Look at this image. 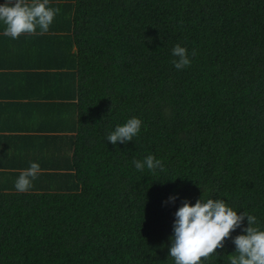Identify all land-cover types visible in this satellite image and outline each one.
Returning <instances> with one entry per match:
<instances>
[{"label":"trees","instance_id":"trees-1","mask_svg":"<svg viewBox=\"0 0 264 264\" xmlns=\"http://www.w3.org/2000/svg\"><path fill=\"white\" fill-rule=\"evenodd\" d=\"M49 7L57 22L16 50L3 53L0 30V73L26 79L6 123L29 142L24 169H41L22 193L21 171L0 159V264H175V212L201 198L256 216L264 230V0ZM176 44L190 67L173 66ZM133 117L142 125L132 141L107 140ZM148 155L163 171L136 170ZM246 227L245 217L201 264H230Z\"/></svg>","mask_w":264,"mask_h":264},{"label":"clouds","instance_id":"clouds-1","mask_svg":"<svg viewBox=\"0 0 264 264\" xmlns=\"http://www.w3.org/2000/svg\"><path fill=\"white\" fill-rule=\"evenodd\" d=\"M49 0H5L0 5V22L5 25L3 35L13 39L19 38L22 34L43 35L49 30L59 8L48 6ZM37 27L40 32L37 33ZM195 49L191 56H196ZM171 61L177 70L190 67L192 60L188 49L176 44L172 48ZM142 121L133 117L123 125H117L107 136V140L113 145L117 142L127 143L132 141L140 132ZM133 164L137 171L147 168L155 172L157 169L163 171V163L153 155H148L143 161L134 160ZM40 165L32 162L30 167L21 170L15 188L18 192H27L32 187V181L40 173ZM176 197H170L169 201L174 202ZM173 224L174 235L170 237V257L175 264H201L202 260L208 259L216 250L224 247L226 239L231 237L233 231L240 228L245 217L248 227L241 234L233 239L236 246L234 254L229 255L230 264H264V230L257 225V218L248 213L237 214L232 207L222 199H198L192 205L184 201L182 206L175 212Z\"/></svg>","mask_w":264,"mask_h":264},{"label":"crops","instance_id":"crops-1","mask_svg":"<svg viewBox=\"0 0 264 264\" xmlns=\"http://www.w3.org/2000/svg\"><path fill=\"white\" fill-rule=\"evenodd\" d=\"M65 1L66 0H49L48 6L56 5V7H57L61 3H64ZM27 2L29 4H31L32 0H27ZM41 2H42V0H41ZM4 3H5V0H0V5H3ZM51 8H55V7H51ZM57 20H58V16L56 15L54 20H53V23L51 25L56 23ZM2 27L5 28V25L3 24V22H0V30L2 29ZM57 33L60 34L59 31ZM24 36H29V34H27V33L22 34L17 39H13V38L9 37L6 45L8 47L10 46V49L3 51V53L6 51L14 49L18 42L19 43L23 42L25 40ZM0 46L2 48H4L2 41H0ZM14 50H16V49H14ZM3 61H4V57H3ZM23 62H24V58H22L20 60L21 64ZM5 70H7V69H4V70L1 69V71H5ZM18 73L21 74L22 72H16L15 73L14 71H6L3 73H0V78H1L0 79V152H1L0 153V159H2L4 161V165L2 166V169L8 170L11 173L20 172L21 170L24 169V162L20 163L19 159L22 156L25 157V154H27L26 144H29V142H25V141H21L20 143H18L17 139L14 138L13 135H23L22 132H18L17 130L12 129L11 123H6V121H8L9 118L12 117L13 111L16 110V109H14V110L10 109L8 106L17 100L16 94H18L20 92L23 94V92H26L24 89L26 79L24 77H21L19 82H15V81H13V79H10V78H13L14 76H16ZM8 77H10V78H8ZM22 87H24V88H22ZM51 91L55 92V89H53ZM49 92L50 91H48L47 93H49ZM47 93H45V94H47ZM34 102L41 103L40 100L34 101ZM54 102H57V100H55ZM54 102L51 104L50 108H53ZM19 155H20V157H19Z\"/></svg>","mask_w":264,"mask_h":264}]
</instances>
